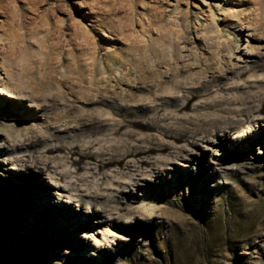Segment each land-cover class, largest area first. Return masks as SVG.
I'll return each instance as SVG.
<instances>
[{"label": "rangeland", "instance_id": "rangeland-1", "mask_svg": "<svg viewBox=\"0 0 264 264\" xmlns=\"http://www.w3.org/2000/svg\"><path fill=\"white\" fill-rule=\"evenodd\" d=\"M252 63L264 65V0H0V87L9 91L34 83L79 101L113 90L146 101L183 96L227 70L239 84L264 80ZM141 84L151 92L138 93ZM0 100V146L22 141L30 102ZM254 135L241 150L229 144L223 161L197 150L173 172L203 189L197 197L207 203L194 210L153 184L141 209L158 232L149 220L99 224L49 178L41 186L36 170H5L0 155V264H264V121ZM208 169L219 175L208 181Z\"/></svg>", "mask_w": 264, "mask_h": 264}, {"label": "bare ground", "instance_id": "bare-ground-1", "mask_svg": "<svg viewBox=\"0 0 264 264\" xmlns=\"http://www.w3.org/2000/svg\"><path fill=\"white\" fill-rule=\"evenodd\" d=\"M250 66L249 71L264 70L261 64ZM232 71L211 74L202 84L186 89L183 96L146 101H135V97L126 101L114 90L85 95V100L79 101L70 89L46 95L40 84H28L22 91L1 86L0 95L17 100L20 109L24 101L31 104L30 109L21 110L29 133L20 142L3 139L2 167L9 171L14 165L18 172L36 170L42 176L41 186L43 176L49 178L59 194L73 196L72 206L87 207L99 224L119 228V224L142 220L144 228L149 220L158 232L160 223L141 209L156 188L164 189L170 198L183 196L193 210L198 201L207 203L197 197L202 188L176 179L173 172L191 165L197 150L220 162L226 158L222 150H229V144L241 150L245 143L257 139L254 127L264 121V80L239 84L233 81ZM150 89L147 84L136 87L142 94ZM246 129L251 135H241L242 139L239 135ZM208 172V181L219 175L214 170ZM69 207H62L68 216L73 214ZM158 236L153 242L156 245ZM74 243L80 246L83 240Z\"/></svg>", "mask_w": 264, "mask_h": 264}, {"label": "snow or ice", "instance_id": "snow-or-ice-1", "mask_svg": "<svg viewBox=\"0 0 264 264\" xmlns=\"http://www.w3.org/2000/svg\"><path fill=\"white\" fill-rule=\"evenodd\" d=\"M262 79H264V77H262ZM0 103H3V101H2V100H0ZM9 103H11V101H9Z\"/></svg>", "mask_w": 264, "mask_h": 264}]
</instances>
